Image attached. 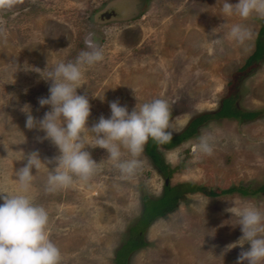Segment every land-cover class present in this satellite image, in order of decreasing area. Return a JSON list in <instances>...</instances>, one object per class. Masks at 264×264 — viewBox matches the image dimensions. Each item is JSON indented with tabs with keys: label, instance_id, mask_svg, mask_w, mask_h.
<instances>
[{
	"label": "rangeland",
	"instance_id": "obj_1",
	"mask_svg": "<svg viewBox=\"0 0 264 264\" xmlns=\"http://www.w3.org/2000/svg\"><path fill=\"white\" fill-rule=\"evenodd\" d=\"M222 3L15 0L13 7L0 8V191L18 187L15 171L26 163L28 153L38 152L46 163L32 169L30 195L49 213V238L60 250V264H116L117 250L141 217L144 196L161 197L166 182L174 186L192 181L217 190L264 185V59L241 81L236 99L242 111L260 114L248 120L211 119L175 148L160 147L170 168H178L169 178L145 154V144L140 167L131 176L108 162L105 149L86 145L84 150L99 162L95 173L86 182L74 178L70 187L46 192L47 175L55 163L47 161L59 152L50 140L40 139L43 131L25 126L21 110L30 105L37 120L50 110L48 105L41 107L38 98L48 96L51 81L37 71L75 61L81 51L90 50L85 44L90 39L103 49L104 59L85 68L83 85L77 89L91 106L87 126L110 115L111 101L131 111L136 103L160 98L173 114L169 128L182 131L193 117L220 108L228 82L255 50L264 19L255 14L225 16ZM235 24L248 32L239 42L229 35ZM202 135L211 139L210 155L196 151ZM121 151V159L131 158ZM22 152L25 158L17 160ZM230 200L250 201L264 209V192L187 194L176 210L148 227V244L131 254L130 264H237L249 245L224 251L242 235L226 211Z\"/></svg>",
	"mask_w": 264,
	"mask_h": 264
},
{
	"label": "clouds",
	"instance_id": "obj_2",
	"mask_svg": "<svg viewBox=\"0 0 264 264\" xmlns=\"http://www.w3.org/2000/svg\"><path fill=\"white\" fill-rule=\"evenodd\" d=\"M14 4L15 0H0V8L3 9ZM221 12L225 16L237 14L241 18L255 14L264 19V0H237L235 4L223 0ZM229 35L239 42L247 37L248 32L235 24ZM85 44L90 50L81 51L75 61H60L47 71H37L45 81H51L48 96L38 98V104L41 107L48 105L50 110L37 120L31 115L30 105L25 104L21 109L26 114L25 126L43 131L44 136L40 139L50 140L59 152L47 161L55 163L47 175L46 192L70 187L74 178L86 182L95 173L99 162L84 150L86 145L105 149L108 162L122 175L131 176L140 167L139 157L149 138L157 144L171 140L169 104L160 98L136 103L131 111L118 100L111 101L110 115L107 118L101 115L91 128L87 126L91 106L88 97L77 94V89L83 85L85 68L101 62L104 52L90 39H86ZM93 97L104 99L99 95ZM121 149H125L131 158L121 159ZM196 151L207 155L212 153L209 136L199 137ZM24 158L22 152L17 160ZM42 163L46 162L40 159L38 152L28 153L26 163L15 171L18 187L12 192L0 191V264L61 262L60 250L49 238V213L30 195L34 176L32 169L39 170ZM230 201L231 206L226 211L232 214L231 219L235 218V223L231 224H238L242 235L234 243L226 245L224 251L247 243L249 247L240 252L237 264L244 261L247 264H264V209L250 201Z\"/></svg>",
	"mask_w": 264,
	"mask_h": 264
},
{
	"label": "trees",
	"instance_id": "obj_3",
	"mask_svg": "<svg viewBox=\"0 0 264 264\" xmlns=\"http://www.w3.org/2000/svg\"><path fill=\"white\" fill-rule=\"evenodd\" d=\"M264 59V21L259 29L255 50L248 57L245 64L235 72L228 82V92L222 98L221 106L217 111L205 112L193 117L187 126L180 132H173L171 140L165 144H157L151 138L147 140L144 146L145 154L150 158L156 168L164 174L165 178H169L178 168H170L160 150V147L164 149H173L181 143L189 140L195 136L199 128L211 119L215 118H239L240 120L254 119L260 111H242L236 105V99L238 97V87L243 79L257 66L259 60ZM173 114L170 113V121ZM219 191V192H217ZM203 193L206 196H214L216 194H228L239 192L242 195L251 193L264 192V185L257 189L251 190L244 186H232L226 190H217L213 187H206L199 185L195 182L188 181L171 186L170 184L164 185V191L161 197L153 198L145 195L143 200V211L140 219L130 228V237L126 242L120 246L116 252L115 263L116 264H130L129 258L131 254L137 249L145 247L148 242L145 237V232L148 227L157 219L165 217L168 213L177 209L180 201L186 199L187 194Z\"/></svg>",
	"mask_w": 264,
	"mask_h": 264
},
{
	"label": "water",
	"instance_id": "obj_4",
	"mask_svg": "<svg viewBox=\"0 0 264 264\" xmlns=\"http://www.w3.org/2000/svg\"><path fill=\"white\" fill-rule=\"evenodd\" d=\"M166 184H167V182H166Z\"/></svg>",
	"mask_w": 264,
	"mask_h": 264
}]
</instances>
